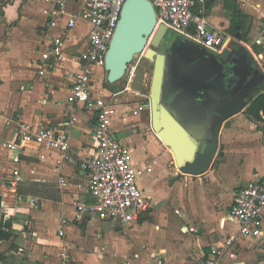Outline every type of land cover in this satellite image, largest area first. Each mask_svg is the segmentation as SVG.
I'll return each mask as SVG.
<instances>
[{"label":"crops","instance_id":"crops-1","mask_svg":"<svg viewBox=\"0 0 264 264\" xmlns=\"http://www.w3.org/2000/svg\"><path fill=\"white\" fill-rule=\"evenodd\" d=\"M52 8L49 0H0V219L13 221L12 238L0 242V264H62L63 252L70 264H155L158 258L164 264H207L216 257L214 249L239 232L231 216L235 193L264 177V121L248 113V120H231L210 169L192 176L176 166L143 101L117 105L116 137L130 148L136 166L152 168L138 178L152 208L130 224L76 220L74 202L94 201L78 184L87 181L81 159L95 152L96 112L74 106L73 152L66 157L35 143L21 152L8 146L18 138L19 121L59 127L70 117L67 72L74 65L56 63L44 75L39 68L40 52L49 44ZM207 16L210 27L229 35L227 42L241 40L252 63L264 69V0H213ZM85 28L80 24L75 41ZM104 69L96 68L95 75ZM260 87L255 94L264 91ZM16 170L22 176L17 186ZM20 195L39 201H20ZM236 248L237 255H225L220 264H264V234L237 236Z\"/></svg>","mask_w":264,"mask_h":264},{"label":"built area","instance_id":"built-area-1","mask_svg":"<svg viewBox=\"0 0 264 264\" xmlns=\"http://www.w3.org/2000/svg\"><path fill=\"white\" fill-rule=\"evenodd\" d=\"M49 1L53 5L47 20L50 37L47 48L40 52V74L44 75L56 63L70 62L74 65L75 70L67 72L72 78L67 98L70 117L59 127L19 121L18 138L8 146L21 152L27 144L35 143L58 150L66 157L73 152L70 129L75 119L74 106L82 104L84 108L94 110L97 144L92 155L81 159L80 166L87 174V181L78 184L94 201L74 202L75 219L101 218L130 224L148 214L152 208L138 184V178L152 171V168L134 164L130 148L116 137L113 130L116 98L110 92L97 91L94 84L95 69L105 68V56L126 0ZM151 1L156 8L158 26L166 24L169 29L218 51L230 44L227 42L229 35L209 25L207 11L213 0ZM82 23L86 25L85 34L75 41V32ZM11 122L8 120L7 124ZM15 175L13 183L17 186L22 176L17 170ZM61 183L67 185L65 179ZM18 198L20 201L26 199L31 204L39 201L32 196L24 198L20 195ZM231 216L239 224L237 236L258 238L264 234V177L235 193ZM66 222V219L62 220V223ZM59 234L63 235L64 229H60ZM237 236L226 237L223 245L214 249L216 257L208 259L207 264H220L225 255L235 257ZM60 256L62 264H70L66 252ZM155 264H164V260L158 258Z\"/></svg>","mask_w":264,"mask_h":264},{"label":"water","instance_id":"water-1","mask_svg":"<svg viewBox=\"0 0 264 264\" xmlns=\"http://www.w3.org/2000/svg\"><path fill=\"white\" fill-rule=\"evenodd\" d=\"M157 23L156 8L151 0L125 1L105 56L107 80L109 83L121 80L134 58L141 53L154 62L149 94L151 126L172 151L176 166L182 173L192 176L201 175L210 169L216 155L219 154L223 130L230 125L234 117L247 112L253 102L264 93L263 91L255 94L264 82V69L258 63H252L239 90L233 91L236 86L235 60L240 57L242 51L247 54L249 51L246 45L241 43L236 51L226 48L215 53L219 65L227 64L229 74L221 67L216 69L218 78L214 79V82L217 84V89L210 96L214 100V113L217 114L218 119L213 138L207 141L205 127H198L194 132L193 124L197 122L195 117L180 116L169 104L170 99L179 89L170 87L167 75L168 53H179V58L185 64L183 70L188 74L196 73L197 61L202 55L191 48L179 49L181 40L191 42L182 34L176 36L166 24L158 26ZM233 42L236 40L230 44ZM161 46L166 48V52L159 49ZM229 54L233 56V61H228ZM228 84L233 86L231 91L225 89ZM202 97L203 94L200 93L197 99L201 100Z\"/></svg>","mask_w":264,"mask_h":264},{"label":"flooded vegetation","instance_id":"flooded-vegetation-1","mask_svg":"<svg viewBox=\"0 0 264 264\" xmlns=\"http://www.w3.org/2000/svg\"><path fill=\"white\" fill-rule=\"evenodd\" d=\"M174 34L176 36L181 35L175 31ZM183 37L191 43L183 42L181 40L178 45L179 49H182L183 47L194 49L202 55V58L197 61L198 69L196 73L188 74L183 70L185 64L179 58V53L169 54L167 52L168 84L171 88L177 87L179 89L178 92L175 93V96L170 99L169 104L180 116L187 115L189 117H195L197 122L193 124L195 126L194 132L197 131L198 127H205V138L207 141H211L218 119L217 114L214 113V100H212L210 96L211 93L215 92L217 89V84L214 82V79L218 78L216 69L221 67L229 74V68L227 64H218L215 53L218 52L219 49L208 48L190 38L185 36ZM236 42L224 47L222 50H225L226 48H230L233 51L238 50L240 44L243 42L241 40H236ZM159 49L166 52V48L164 46H161ZM228 61H233V56L231 54H229ZM251 64L252 60L249 53L247 54L245 51H242L240 57L235 60L234 64L236 86L233 88L231 84L226 85L225 89L227 91H231L232 88L233 91L239 90L241 82H243L247 77V69ZM200 93L203 94V97L201 100H198L197 96Z\"/></svg>","mask_w":264,"mask_h":264},{"label":"rangeland","instance_id":"rangeland-1","mask_svg":"<svg viewBox=\"0 0 264 264\" xmlns=\"http://www.w3.org/2000/svg\"><path fill=\"white\" fill-rule=\"evenodd\" d=\"M148 46H150V44ZM152 74L153 62L146 58L144 53H141L134 58L125 76L118 82L109 83L107 80V71L104 69L103 74L100 77L98 74L95 75L96 83L94 84L97 88H103L113 94L116 98L117 105L124 103H138L141 100L146 105V110L149 111V94ZM248 119H250V117L246 112L234 117L232 122L245 121Z\"/></svg>","mask_w":264,"mask_h":264},{"label":"trees","instance_id":"trees-1","mask_svg":"<svg viewBox=\"0 0 264 264\" xmlns=\"http://www.w3.org/2000/svg\"><path fill=\"white\" fill-rule=\"evenodd\" d=\"M243 40L247 41L246 36H241ZM260 91L264 89V83L260 87ZM247 113L258 121H264V93H262L247 110ZM22 181V180H20ZM19 181V182H20ZM19 182L17 185H19ZM11 219H0V242L9 240L13 236Z\"/></svg>","mask_w":264,"mask_h":264}]
</instances>
